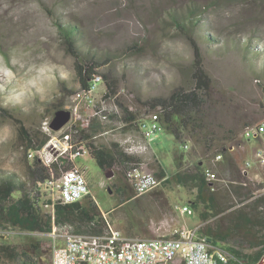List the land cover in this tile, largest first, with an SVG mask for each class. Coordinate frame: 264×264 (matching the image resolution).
Masks as SVG:
<instances>
[{
    "label": "rangeland",
    "instance_id": "374dc122",
    "mask_svg": "<svg viewBox=\"0 0 264 264\" xmlns=\"http://www.w3.org/2000/svg\"><path fill=\"white\" fill-rule=\"evenodd\" d=\"M189 1L0 0V171L26 177L25 152L21 148L23 144L19 140L18 124L3 116V109L19 119L26 128L42 129L47 133L51 132L49 124L57 110H72V98H68L65 106L57 110H53L54 104H47L57 103L62 84L73 90L79 88L75 59L67 52L57 23H78L82 32L79 43L91 47L100 56L115 57L111 70L119 83L116 96L121 105L138 114L137 120L140 121L147 116L146 107L141 102L167 98L175 88L187 87L191 83L193 48L166 13L173 4L175 8H180ZM211 7L205 24L197 30L205 69L213 81L211 97L203 108L204 116L200 121L203 135L230 146L229 130L237 132V140L244 145L240 149L241 154L252 156L256 148L264 146V136L249 141L243 138V132L246 124L256 125L264 120V76L259 77L251 71L236 42L251 40L256 50L264 49V0H218ZM205 35L217 40L208 41ZM135 44L143 47L141 54L128 51V47ZM225 45L228 46L226 50ZM104 91L103 84H98V101ZM109 108L114 114L110 115L106 127L114 131L98 138L99 144H108L122 136L125 112L114 102ZM62 130L51 134L50 140L58 139L63 147L60 151L49 149L46 152L49 160L58 155L68 156L71 150V145L63 140ZM148 141L159 154L164 167H169L175 153L183 151L182 143L167 131L153 135ZM184 141L191 151L206 155L205 149L196 147L190 136L185 134ZM65 148L67 151L62 154ZM77 162L86 167V175L90 178L101 172L102 178L108 180L106 172L94 160L79 157ZM256 172L259 173L255 177L257 185H264V167L258 166ZM247 178L249 180V176ZM96 180L98 184L99 179ZM116 186H119L118 181L111 193L109 188L96 186L92 189V197L110 221L112 229L122 231L117 224L119 218L136 223L144 220L137 214L139 211L143 213L142 208L146 205L150 211H161L156 201L159 189H162L161 182L138 199L131 196L124 204L122 199L126 194H120ZM258 193L264 194V189ZM46 195L56 202L58 189L51 187ZM150 196L153 198H148ZM169 205L180 212V206L185 204L180 199H172ZM42 206L50 214L51 206L45 207V202ZM195 215L193 213L192 216ZM155 217L159 225L175 219L166 217L159 220V215ZM143 227L145 223L138 225V228ZM51 232L29 233L10 227L0 230V264H23L24 257L16 256L22 255L27 245L37 243L41 250L36 253V261L50 264ZM11 248L17 249L14 258Z\"/></svg>",
    "mask_w": 264,
    "mask_h": 264
},
{
    "label": "trees",
    "instance_id": "16d2710c",
    "mask_svg": "<svg viewBox=\"0 0 264 264\" xmlns=\"http://www.w3.org/2000/svg\"><path fill=\"white\" fill-rule=\"evenodd\" d=\"M213 1L216 2L218 0ZM214 2L210 1L208 4L207 2L202 3L198 0L196 2L190 0L185 6L175 8L173 4L166 10L167 15L172 20V24L185 36L193 48L194 58L191 66V83L187 87L175 88L167 98H154L151 101L141 102V105L146 107V114L150 112L158 113V120L162 125L163 131L171 133L180 143H185V134L193 138L196 147L205 149L204 154L206 155L202 156L209 163L214 156L220 154L222 156V163L227 159V163L232 166L233 160L228 158V154H231L229 150L230 146L234 147V153H236V150L240 151L244 146L242 141L237 140V132L229 130L231 136H229L228 140L231 145L226 146L224 141L219 143L221 140H214L212 137L209 138L203 135V126L200 124L201 118L204 116L203 108L211 97L213 81L205 69L204 57L197 40V30L202 24H205L207 13L212 8L211 6L214 5ZM57 25L67 52L75 59L74 67L79 88L73 90L62 84L61 94L56 99L57 103L47 104H54L55 108L53 110L61 109L65 106L66 100L72 98L77 92L88 91L94 84L102 83L105 89L103 98L106 102L118 104L125 112V117L122 119V122L125 124L124 129H131L136 126L139 123V120H137L138 114L129 111L124 105H121L119 98L116 96L119 83L111 70L116 60L115 57L111 55L100 56L91 47L87 48V45L84 43H79L82 32L78 23H57ZM205 37L208 41L211 39L217 40L207 35ZM236 43L238 44L237 47L243 51L242 56L249 62L248 66L251 67V71L259 77L264 76V49L256 50V47L252 46L251 40L244 42L237 41ZM227 48L228 46L225 45L224 50ZM128 51L141 54L143 47L135 44L129 46ZM259 61L261 64H258ZM70 105L72 106L71 103ZM1 113L18 124V136L23 144L21 148L25 152L26 177L21 178L17 173L10 171H0V230L10 227L29 233H50L53 227L60 229L66 227L74 233L91 232L93 234H103L107 232L110 229V225L107 219L101 215V211L97 203L94 202L90 189L89 194L84 198L71 203L53 202L51 198H47L46 192L49 188L55 187L56 182L64 171L79 169L77 163L71 158V151L68 153V156L58 157L56 161L50 163L40 158L39 152L50 142L51 134H55L56 132L48 131L49 133H47L42 129H28L6 109H3ZM256 125L246 124L244 127L250 128ZM86 131L87 128H79L74 139L79 143L76 148L84 147L101 170L114 172L117 178L110 179L109 189H112L115 182L118 181V184L123 185L127 189L126 192L131 193V195L128 193L127 195L136 197L134 187L130 184L131 178L128 176V173L129 169L132 168L131 163L137 160L133 156L121 151L120 148L113 147L112 149H108L96 142V139L87 138ZM87 139L91 141H87ZM253 139L259 140L260 136L252 137ZM210 164H208V169L203 172L200 182V188L207 192V199L205 200L211 199L218 189L217 184L223 183L219 182L221 178L216 175L218 180L213 181L214 184L211 185L207 173L215 172L213 171L214 167ZM242 164H244V160H242ZM117 167H119V170H117ZM242 169L243 165L240 170L238 168L230 170L232 180L241 181V178H246L242 173ZM235 171L238 176L234 175ZM156 176L158 179L164 177L161 174H156ZM242 185L244 187L251 186L252 189L250 190V194L244 195V199L241 202L250 199L248 203L263 204L264 194L255 195L264 189V185H257L255 181L250 180H244ZM252 192L256 193L253 194ZM158 195L160 199L162 192L159 191ZM130 197H123V204ZM44 202L45 205H53V213L47 214L44 211L42 206ZM160 202L165 203L164 200H160ZM263 205L259 207L257 212L262 215L257 216L255 214L253 216L257 221H259L258 218L261 219L259 222H263L264 219ZM259 222H255V224H259ZM172 237L173 235L167 238ZM38 245L39 243L27 245L26 251L18 256H16L17 249L11 248V255L13 258L15 256H23L25 259L23 264H39L36 261V258H38L36 253L38 250H41V247ZM231 255L232 261L229 264H242V260L235 257V253H231ZM262 255L258 260L261 259Z\"/></svg>",
    "mask_w": 264,
    "mask_h": 264
},
{
    "label": "crops",
    "instance_id": "0c3cea01",
    "mask_svg": "<svg viewBox=\"0 0 264 264\" xmlns=\"http://www.w3.org/2000/svg\"><path fill=\"white\" fill-rule=\"evenodd\" d=\"M104 93L100 95L99 98L102 97ZM106 126V121L103 122L100 119H95L93 123L87 127V138L96 139V142H98V138L109 135L114 131V129H110ZM121 129L122 136L119 139L101 145L108 149L117 147L125 152V137H132L134 140L133 142L136 144L145 143L147 151L134 158L138 161L143 170L164 176L159 179L162 184V189H159L162 195L160 199L156 196V201L161 211H150L146 205L142 208L143 213L139 211L137 214L143 217L144 220H139L136 223V221H132L131 219L125 220V218H119L117 224L121 226L122 231H120L124 235L141 239L167 238L173 235L175 230L180 228L196 229L199 238L207 239L206 241L212 247L223 248L230 254L235 253V257L241 259L242 264H257L262 259L264 256V219L263 222H259L261 219L258 218L259 221H257L253 216H255V214L257 216L262 215L257 212L259 207L264 204V200L263 204L248 203L250 199L241 202L245 194H250L252 187H244L242 185L244 180L248 181L247 177L245 179L241 178V181L232 180V173L230 172L233 168H238L240 170L241 166H244L245 162L250 160L251 155H249V153L241 154V150H236V153H234V147L230 146L229 150L231 154H228V158L233 160L232 166L227 163V159L224 163H222V159L216 161V156L211 159L210 164L202 155L191 151V147L188 143H182L183 151L177 154L175 153L169 167H164L160 162L159 154L150 146V142L146 141L143 137L140 126H134L131 129H124V127H122ZM87 141L91 140L87 139ZM82 157L83 160H94L89 154ZM78 158L79 157L73 158V160L84 173L91 195L93 187L96 188L97 186L102 188L101 183L103 182H106L109 186L110 182L108 181L114 178L115 175L105 180L101 176L102 173L98 172L94 178H90L88 174L86 175V167L77 162ZM242 160H244V164H242ZM208 164L214 167L213 171L221 178L219 182H223L217 184L218 189L216 193L213 194L212 198L209 199L210 201L205 200L207 199V192L200 188L201 176L203 172L208 169ZM117 170H119V167H117ZM255 171H258L257 165H254L252 169H250V181L253 178L255 181V177L259 175V173H255ZM109 172L110 171L107 173ZM234 175L238 176L236 171ZM96 178L99 179L98 184H96L98 181ZM115 178H117V176ZM210 182L211 185L214 184L213 181L210 180ZM116 187L120 194H126V197H130L127 195V189L124 188L123 185L119 184V186ZM252 193L255 194L256 192ZM256 194L255 196L259 195V193ZM134 198L138 199L139 197ZM148 198L152 199L153 197L150 196ZM172 199H180L185 204L184 206H180V212H176L173 206L169 205V201ZM160 200H164L165 203H161ZM153 204L155 205V203ZM50 206L52 208L50 213H53V205ZM184 208H188L189 210L184 212ZM193 213H196V215L192 216ZM153 214L155 216L159 215V220L163 218L166 219V217L168 219L170 217L175 219H169L166 223L159 225L156 223L157 217L153 216ZM101 215L107 219L104 214L101 213ZM107 221L110 228H112L110 221L108 219ZM255 222H259V224H255ZM142 223H145V227L138 228V225ZM51 242L53 245V240ZM57 244L62 245V240H57ZM261 255V259L258 260Z\"/></svg>",
    "mask_w": 264,
    "mask_h": 264
},
{
    "label": "built area",
    "instance_id": "2783aa9c",
    "mask_svg": "<svg viewBox=\"0 0 264 264\" xmlns=\"http://www.w3.org/2000/svg\"><path fill=\"white\" fill-rule=\"evenodd\" d=\"M97 87L96 83L88 91H80L72 96V117L62 130L64 142L71 145L72 159L88 154L84 147L76 148L79 143L74 139L79 128L89 127L95 119L107 122L110 115L114 114L109 108L113 102L107 103L103 96L99 98L100 101L96 98ZM136 126H140L146 141L163 131L156 112L147 114ZM257 136H264V120L256 126L244 129L243 138L250 141L252 137ZM133 141L130 136L125 139V153L135 157L147 151L145 143L136 144ZM62 147L58 139L50 140L39 152V156L47 163L56 161L59 155L49 160L46 152L49 149L60 151ZM66 151L65 148L61 153ZM215 159L219 161L222 156L219 154ZM254 165L264 167V146L256 148L250 160L245 162L242 169L245 177L250 175V169ZM131 166L128 176L131 178L130 184L134 187L136 197L145 195L159 186L160 180L154 172L143 170L138 161L131 163ZM207 176L211 181L218 180L215 173L208 172ZM101 187L107 189L108 185L103 182ZM55 188L58 189L57 201L60 203L75 202L89 194L86 177L80 169L64 171ZM187 210L189 209H183L184 212ZM51 237L53 245L50 264H229L232 260L228 251L212 247L205 239L197 236L196 229L189 228L175 230L172 238L141 239L128 237L120 230L112 228L103 234H76L66 227H55ZM59 239L62 240V245L57 244Z\"/></svg>",
    "mask_w": 264,
    "mask_h": 264
},
{
    "label": "water",
    "instance_id": "95a60500",
    "mask_svg": "<svg viewBox=\"0 0 264 264\" xmlns=\"http://www.w3.org/2000/svg\"><path fill=\"white\" fill-rule=\"evenodd\" d=\"M72 117V111L71 110H57L53 118L49 124V128L53 132H59L61 131L71 120ZM114 175L113 171H110V173L106 172V177L110 179ZM109 192L111 193V189H108ZM257 264H264V256L262 259L257 263Z\"/></svg>",
    "mask_w": 264,
    "mask_h": 264
}]
</instances>
